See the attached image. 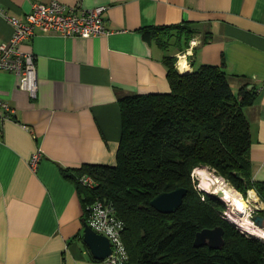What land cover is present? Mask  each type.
Instances as JSON below:
<instances>
[{"label":"crops","instance_id":"obj_1","mask_svg":"<svg viewBox=\"0 0 264 264\" xmlns=\"http://www.w3.org/2000/svg\"><path fill=\"white\" fill-rule=\"evenodd\" d=\"M50 1L0 0V9L22 20L33 4ZM54 1L106 6L102 18L115 33L83 39L35 32L24 40L21 50L35 60V99L18 88L13 73L0 71V101L14 111L0 130V264H108L95 260L82 242V195L61 171L115 164L119 101L168 93L165 56L185 53V70L222 67L233 91L244 84L254 89L243 113L251 180L264 183V0ZM179 25L194 33L186 45L176 30L165 49L143 33ZM11 34L0 17V42ZM37 151L40 159L31 169Z\"/></svg>","mask_w":264,"mask_h":264},{"label":"trees","instance_id":"obj_2","mask_svg":"<svg viewBox=\"0 0 264 264\" xmlns=\"http://www.w3.org/2000/svg\"><path fill=\"white\" fill-rule=\"evenodd\" d=\"M180 26L149 27L143 33L165 49L176 30V39L183 37L186 45L194 33ZM175 60L162 59L168 93L120 99L121 134L113 166L86 164L73 174L61 172L82 195L84 221L86 207L95 200L114 207L124 223V264H264V243L227 229L218 215L224 203L205 193L202 200L192 179L195 169L207 168L243 195L253 190L264 203V183L251 180L249 124L243 113L254 101V89L244 84L233 91L218 66L180 73ZM82 175L93 180V188L79 185ZM177 188L187 193L174 213L150 207L155 196ZM258 214L264 217V210ZM219 226L221 250L193 247L198 231Z\"/></svg>","mask_w":264,"mask_h":264},{"label":"built area","instance_id":"obj_3","mask_svg":"<svg viewBox=\"0 0 264 264\" xmlns=\"http://www.w3.org/2000/svg\"><path fill=\"white\" fill-rule=\"evenodd\" d=\"M106 10V6L84 9L79 4L70 6L53 0L47 4H33L30 13L19 20L8 16L0 9V17L12 28L10 39L7 42H0V71L13 73L18 79V88L35 99L37 80L34 56L23 52L20 44L34 36L35 32L63 38L88 39L110 36L115 31L105 26L102 16ZM185 55L184 53L182 56H177L175 65L178 70L179 61L181 58L185 59ZM185 69L184 73L189 72ZM13 113V109L7 103L0 101V130L4 120L13 119ZM39 159L40 152L37 151L30 158L31 169H35ZM77 181L85 188L91 189L94 186L93 180L87 175L80 176ZM85 223L93 232L104 236L110 242L111 253L105 259L106 263L124 264L127 261L128 255L122 240L124 223L118 218L111 204L101 200L90 203L86 207ZM253 227L250 232L262 234L264 231L254 225ZM254 233L253 236L258 237Z\"/></svg>","mask_w":264,"mask_h":264},{"label":"water","instance_id":"obj_4","mask_svg":"<svg viewBox=\"0 0 264 264\" xmlns=\"http://www.w3.org/2000/svg\"><path fill=\"white\" fill-rule=\"evenodd\" d=\"M186 193L187 190L184 188H177L170 192H163L155 196L149 202V205L161 214L174 213L181 206ZM217 196L221 199L224 196L223 191L217 193ZM252 203L257 205V202L255 201H252ZM258 211L260 210L256 208L255 213L250 216V221L257 228L264 229V217L259 215ZM81 222L83 227L82 242L88 248L95 260L104 261L111 253L110 242L104 236L93 232L83 219ZM223 235L224 231L220 226L212 229H202L195 234L193 247H207L210 250L219 251L224 246Z\"/></svg>","mask_w":264,"mask_h":264},{"label":"rangeland","instance_id":"obj_5","mask_svg":"<svg viewBox=\"0 0 264 264\" xmlns=\"http://www.w3.org/2000/svg\"><path fill=\"white\" fill-rule=\"evenodd\" d=\"M184 55V53L179 54V56ZM177 61V58L175 60V62ZM185 68L187 67L186 64H184ZM180 67V66H179ZM185 68H183L182 70H184ZM181 69V68H180ZM233 89V88H232ZM205 172V173H209L212 174L214 176H216L212 171H209L207 168H197L193 171L192 173V179H193V183H194V187L195 190L197 192V195H201V199L205 200L206 195L205 194H212L215 195L217 198L218 196L216 195L215 192L210 191L209 188H211V186H209V180L204 181L203 178L201 177V173ZM218 177V176H217ZM220 178V177H219ZM210 179V178H208ZM227 185H229L234 191H236L239 195V197H241L242 199H244L243 201L247 202V209H246V213L248 214V216L246 217V214L242 213L241 215L236 211L235 214L232 213L233 209L230 207V205L228 204V201L224 200V199H220L218 198L220 201H222L225 205V209L218 213L219 215V219H221L224 224L227 226V229H234L235 231H238L240 234H246V236L251 237V238H256L257 240H259L260 242L264 243V231L262 232V234H257L256 232H250V230H253V228H251L250 225L248 224H242V222H246L247 218L250 221V216L252 214L255 213L256 208H258L260 211L264 210V203L260 201V199L257 197L256 195V200H257V205H254L252 202H249V194L248 191L246 192L245 195H243L242 193H240L239 191L235 190L228 182H226L223 178H221ZM251 191V190H249ZM253 191V190H252ZM254 192V191H253ZM205 193V194H204ZM259 203V205H258ZM258 211V212H260ZM222 228V227H221ZM223 229V228H222ZM253 233L256 234L258 237H254Z\"/></svg>","mask_w":264,"mask_h":264},{"label":"bare ground","instance_id":"obj_6","mask_svg":"<svg viewBox=\"0 0 264 264\" xmlns=\"http://www.w3.org/2000/svg\"><path fill=\"white\" fill-rule=\"evenodd\" d=\"M179 65L181 69L184 68L183 58L180 59ZM206 172V171H205ZM202 171L201 177L204 181L209 180V186H211L210 191L215 192L216 195L220 191H223L224 196L222 199L228 201V204L233 209L232 213L235 214L236 211L241 215L242 213L246 214V217L248 214L246 213V209L248 207L247 202L243 201L241 197H239L238 193L235 192L232 188H230L221 178L214 176L212 174H209L208 172L205 173ZM210 178V179H208ZM250 193V192H249ZM255 201L257 202L256 198L253 196V194H249V202ZM246 222H242V224H248L253 227V223L249 221L247 218Z\"/></svg>","mask_w":264,"mask_h":264}]
</instances>
